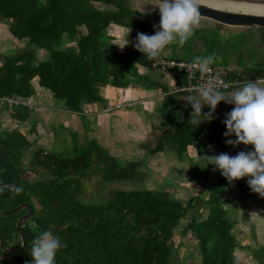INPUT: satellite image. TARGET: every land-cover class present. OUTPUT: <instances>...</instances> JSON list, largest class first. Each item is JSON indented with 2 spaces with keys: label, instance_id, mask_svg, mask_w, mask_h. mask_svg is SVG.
<instances>
[{
  "label": "trees",
  "instance_id": "obj_1",
  "mask_svg": "<svg viewBox=\"0 0 264 264\" xmlns=\"http://www.w3.org/2000/svg\"><path fill=\"white\" fill-rule=\"evenodd\" d=\"M94 2L107 6L98 8ZM0 20L7 21L13 38L25 39L21 47L0 53V151L19 177L16 186H0L4 189L0 209L21 203L32 207L31 215L20 225L26 242L23 250L8 253L0 245V254L10 258L0 257V264H30L34 237L49 229L67 245L56 253L55 264H177L176 232L181 237L190 234L196 240L198 255L191 260L193 264H240L239 248L247 249L258 264H264V243L255 246L238 242L232 231L233 223L223 205L230 184L217 169L206 191L185 199L160 186L110 188L101 202L82 196L86 177L99 176L102 183L131 180L150 157L163 151L184 158L188 149L194 148L206 172L213 165H207L202 156H232L233 146L225 143L223 135L225 125L215 112V119L198 126L191 124L192 108L185 98L192 93L172 91L164 81L150 77L148 71L154 70L152 62L156 59L149 60L135 49H119L112 43L113 34L105 29L109 24L149 29L154 25L151 23L159 22H145L128 0H0ZM261 35L264 38V26ZM40 50L45 51L42 57ZM164 57L178 59L170 54ZM245 71L249 74L238 70L233 76L264 77V68ZM169 72L176 78V85L186 83L184 74ZM107 84L158 90L165 121L154 126L160 132L152 146L143 143L141 131L127 129L123 133L135 149L125 146L123 140L114 142L117 150L112 153L108 150L112 145L89 135L95 129L91 126L95 120L83 113V106L105 104L101 88ZM46 90L58 100L60 111H41L31 99ZM6 96L25 97L34 104L31 108L14 105L2 100ZM62 111L82 116L86 131L82 142L78 132L67 131L59 119ZM208 111L203 108V112ZM42 117L46 123L41 122ZM27 121L29 127L22 128L20 125ZM105 124L97 130H105ZM38 127L50 135V148L33 144V137L38 139L34 134ZM57 138L69 148H57ZM76 147L82 149L73 154L68 151ZM252 150V145H243L240 151ZM136 151H141V158L135 156ZM247 179L234 181L238 194L247 187ZM1 180L12 182L14 175L0 157ZM16 187L23 191L16 194ZM252 195L264 202L258 194ZM27 210L23 207L0 215V236L6 249L21 245L16 221Z\"/></svg>",
  "mask_w": 264,
  "mask_h": 264
},
{
  "label": "rangeland",
  "instance_id": "obj_2",
  "mask_svg": "<svg viewBox=\"0 0 264 264\" xmlns=\"http://www.w3.org/2000/svg\"><path fill=\"white\" fill-rule=\"evenodd\" d=\"M128 1L132 7L141 12L145 22H159L160 16L159 9L156 7V0ZM94 3L98 8L107 6L99 2ZM151 24L155 25V23ZM105 29L106 32L113 34L114 38L112 43L120 46L123 43L128 28H115V26L109 24ZM262 31L263 26L226 25L211 18L201 16L200 25L195 30L196 34H194L182 47L177 46L175 43L166 46V48L160 52V56L164 57V55L170 54L178 59L192 60L196 56H207L215 53L217 56L221 57V59L215 64L224 67H233L236 70L240 69L242 74L247 75L249 73L245 70L254 71L257 68H264V38L261 37ZM138 32L153 35L154 28L132 29L127 37L132 43H129L123 49H135L133 44L135 43V38ZM23 41H25V39L19 40L13 38L8 31L7 21L0 20V53L5 51L8 53L13 51L15 47H21L24 43ZM38 54L42 57L44 56L43 54H45V51L40 50ZM236 72L237 71L232 73L230 70L232 76ZM148 75L152 78H157L162 82L164 81L166 84L171 83V80L174 78L169 71L155 69L149 70ZM147 95L154 96V103H156V99L160 102V96L156 90L152 91L151 89H148ZM34 96L35 95H33L31 99L36 102L41 111L56 110V108H58V100L54 99L49 91L46 90L44 93H40L39 96ZM31 99H29L30 103L33 102ZM133 101H135L133 107L127 104L124 105L125 107L120 106L122 108H127V112H118L117 115L114 114L110 116L111 118H109L107 123L110 126L106 125V129L103 130V132L102 130H97V128H95L93 132L89 133L90 136L93 134L96 135L98 139L106 142L109 147L112 145V147L108 149L110 152H115L117 150L114 146V142L120 143L123 142V140L125 146L132 147L133 150L135 149V145L133 146L131 142L129 143V137L123 133L127 129L139 131L138 133L142 132V134H144L143 143L150 146L155 143L156 138L159 135L160 130L154 128V126H160L165 121V116L160 113L161 110H159V108L153 110L150 107L151 105L153 107L152 102L143 104L140 102L144 101L143 99ZM108 104L113 106V103L108 102ZM105 106H102L100 110L101 113L105 112ZM232 107L233 105L227 104L216 108L215 115L217 116V119L223 121L225 119V113L229 112ZM139 109L144 110L145 113H141ZM54 119L55 116L51 118L52 121H54ZM41 122L46 123L44 117L41 118ZM29 124L30 123L27 121L20 126L27 129ZM79 133L80 141L82 142L84 138L82 129ZM110 133L113 134V137L109 136ZM28 134L30 133L28 132ZM34 134L38 135V139H35L31 135L36 141L33 143L34 145H41L45 148H50L52 140L48 133L42 132V129H39L38 127L37 132ZM135 135L136 137H140L138 134ZM55 145L57 148L63 150L69 148V145L65 144L61 139L59 140V138H57ZM242 146L243 145L241 144L230 148L232 156L236 155L242 149ZM81 149L82 147H76L68 151L73 154L78 153ZM207 150L208 149H206V151ZM27 152L28 151H26L25 154H27ZM187 154L188 156L180 158L170 150L163 151L162 154L157 153L155 156L150 157L151 159L147 161V165L145 164V166L140 168L137 177L127 181H109L105 182V184L104 182H101L99 176L86 177L82 184V196L90 201L101 202L108 197L107 195L110 188L129 189L135 187L144 188L148 186H160L168 189L169 192L174 193L176 196L183 197V199L188 197L189 194L204 192V190L206 191L209 187L211 179L216 177L217 171L213 166L209 167L208 172L204 170V167L201 168L203 164L202 158L197 159V154L194 148L190 147ZM142 155L141 151L135 152V156L137 157L141 158ZM240 193L241 194H238L233 181L230 184L229 189H226V192L223 195V205L227 211L229 219L233 223L232 231L238 242L250 243L255 246L264 243V202L252 197L253 195L248 184L245 190ZM182 223L183 222H181V224ZM176 235L175 243L178 245L176 251L177 264H193L191 260L198 255L196 240H194L193 236L190 234L181 237L178 232H176ZM238 254L240 257V264H258L252 258L251 253L247 249L239 248Z\"/></svg>",
  "mask_w": 264,
  "mask_h": 264
},
{
  "label": "clouds",
  "instance_id": "obj_3",
  "mask_svg": "<svg viewBox=\"0 0 264 264\" xmlns=\"http://www.w3.org/2000/svg\"><path fill=\"white\" fill-rule=\"evenodd\" d=\"M201 0H156L159 9V24L153 25L154 34L137 33L135 50L142 53L147 59L158 58L166 46L177 44L182 47L195 33L200 25L201 14L199 12ZM131 29L126 30L123 43L118 46L123 49L129 43L127 39ZM221 57L215 53L207 56H196L186 66L190 78H195L199 72L203 81L193 88L195 94L185 98L191 105L190 123L198 126L203 121H211L217 105L223 101L233 105L232 109L225 113L222 123L225 125V143L236 147L237 145H252V151H240L235 156L227 153L202 156L231 184L233 181L248 177L247 184L251 192L264 198V78L258 77L254 82L245 80L240 82L232 91H227L232 85L211 76V65L219 61ZM204 106L209 111L203 112ZM235 136V139L229 137ZM197 157L198 155L197 150ZM207 167V166H206ZM4 191L0 188V193ZM16 194L23 189L16 187ZM255 213V212H253ZM258 214V213H256ZM67 245L52 231L39 232L31 243L30 264H55L56 253Z\"/></svg>",
  "mask_w": 264,
  "mask_h": 264
},
{
  "label": "crops",
  "instance_id": "obj_4",
  "mask_svg": "<svg viewBox=\"0 0 264 264\" xmlns=\"http://www.w3.org/2000/svg\"><path fill=\"white\" fill-rule=\"evenodd\" d=\"M231 68H232L231 69L232 73H234L235 71H238V70L240 71V69L236 70L233 67H231ZM229 74H230V71H229ZM175 82H176V78H173V80H171V83H167V85L169 87H172L175 84ZM147 90L148 89L141 88L139 86L129 85V86H126V87H115V86L107 84V85H105V86H103L101 88L102 94H103L104 98L106 99V103L105 104H103V103L99 104L98 103V104L84 105L83 106V108H84L83 113L85 115H88L90 120H92V121L95 120L94 121V125H91V126H93L94 128H99L100 125L103 126L105 123H106L105 126L106 125L110 126L107 123L109 121V118H111L110 117L111 115H114V114L117 115L118 112H122L123 113V112H127V110H128L127 108H118V109H115V110H112V111H105L104 113H101L100 110H101L102 106L103 105L104 106L107 105L108 102L114 104V103H117V102L120 103V102H127V101H131V100L143 99L144 100L143 104L144 103H148V102H152L153 103V107H152V105L150 107L153 110H157L156 108H159V110H161V108L159 106L160 105L159 100L156 99V103L159 104V105L154 103L155 102L154 96L147 95ZM151 90L152 91L156 90V92H158L157 89H151ZM37 98H39V97H37ZM58 111H60V110L58 109ZM139 111L141 113H145V111L142 110V109H139ZM58 116H59V119L61 120V122L64 124V126H66L67 131H77L78 135H79L80 134L79 131L82 129L83 136L86 135V131L84 129L85 127H84L83 122H82V116L80 114H75V113H70V112H66L65 113V111H62V113H60ZM94 116L96 118H93ZM104 121H105V123L103 124L102 122H104ZM52 122L53 121L51 120L50 124H52ZM119 125H121V124H119ZM79 128H80V130H79ZM103 130L104 129H102V132H103Z\"/></svg>",
  "mask_w": 264,
  "mask_h": 264
},
{
  "label": "water",
  "instance_id": "obj_5",
  "mask_svg": "<svg viewBox=\"0 0 264 264\" xmlns=\"http://www.w3.org/2000/svg\"><path fill=\"white\" fill-rule=\"evenodd\" d=\"M211 1H218V2H226V3H233V4H241V5H249V6H256V7H264V0H211ZM199 12L201 16L211 18L217 22L226 24V25H240V26H251V25H258L264 26V15L260 14H252V13H244V12H235L229 10H223L214 8L203 3H200ZM229 78V74L226 75ZM0 157L5 161L8 165L9 169L11 170L12 174L14 175V181H0V186H9L13 187L16 186L19 182V177L15 172L14 166L10 162V160L0 151ZM27 207L28 210L24 214H22L16 221V230L21 239V245L17 249H6L2 243V237L0 236V245L4 249V251L8 253H18L23 250L25 246V236L20 229L21 223L28 218L32 213V207L29 203H21L11 209L8 210H1L0 215H9L18 211L19 209ZM0 257L10 259L6 255L0 254Z\"/></svg>",
  "mask_w": 264,
  "mask_h": 264
},
{
  "label": "built area",
  "instance_id": "obj_6",
  "mask_svg": "<svg viewBox=\"0 0 264 264\" xmlns=\"http://www.w3.org/2000/svg\"><path fill=\"white\" fill-rule=\"evenodd\" d=\"M190 61L191 60L174 59V58H166V57L158 56V58L152 62V67L156 70H162V71H173V70H175L176 73L184 74L186 77V83L183 85L174 84L171 87V90L172 91H183V92L195 94L192 91L193 88L198 86L203 81H201V79H200L199 72L196 73V77L194 79L190 78V73L186 70V66ZM211 68H212V73L210 74L211 76L218 78L219 80H223L225 83L232 85V87L227 89V91L234 90L235 87H237L240 82H243L247 79L250 81H253V82L257 79V78H248L244 75H242V77H239L237 74L235 76L227 78L226 75L231 70V67H224V66H221L218 64H213V65H211ZM262 78H264V77H262ZM2 100L6 101L7 103H12L14 105H24V106H27L29 108H31L33 106V103H30V100L28 98H25V97L6 96V97H2ZM140 102L143 103V101H140ZM126 104L131 105V107H133V105H135V101L131 100V101L122 102V103L121 102L120 103H114L113 106L111 104H107L105 106L104 110L105 111H111V110L116 109V108L125 107L124 105H126ZM225 105H227V104H225L223 101H221L217 105V108H219L221 106H225ZM120 106H122V107H120ZM204 107H207V109H209L208 106H204Z\"/></svg>",
  "mask_w": 264,
  "mask_h": 264
},
{
  "label": "bare ground",
  "instance_id": "obj_7",
  "mask_svg": "<svg viewBox=\"0 0 264 264\" xmlns=\"http://www.w3.org/2000/svg\"><path fill=\"white\" fill-rule=\"evenodd\" d=\"M201 3L214 7V8L223 9V10L264 15V7L233 4V3L218 2V1H211V0H201ZM229 77H230V74H229Z\"/></svg>",
  "mask_w": 264,
  "mask_h": 264
}]
</instances>
